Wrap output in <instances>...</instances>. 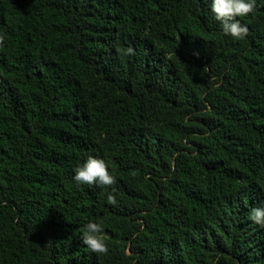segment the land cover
Listing matches in <instances>:
<instances>
[{"label": "trees", "instance_id": "16d2710c", "mask_svg": "<svg viewBox=\"0 0 264 264\" xmlns=\"http://www.w3.org/2000/svg\"><path fill=\"white\" fill-rule=\"evenodd\" d=\"M211 3L0 0V264H264V0L243 40Z\"/></svg>", "mask_w": 264, "mask_h": 264}, {"label": "clouds", "instance_id": "9594fccd", "mask_svg": "<svg viewBox=\"0 0 264 264\" xmlns=\"http://www.w3.org/2000/svg\"><path fill=\"white\" fill-rule=\"evenodd\" d=\"M256 7V0H212L210 6L215 20L221 22L223 33L231 36L234 40H243L249 35L248 26L242 24L237 18L252 14L256 11ZM3 45L4 37L0 35V47ZM125 54L134 55V49L127 48ZM193 55L199 58L198 52H194ZM74 173L73 179L78 184L110 188L116 183V177L109 172L106 162L91 155L88 156L82 166L74 169ZM107 203L112 206L118 205L115 189L107 194ZM249 219L254 224L264 228V207L253 208L249 214ZM82 242L97 255H107L109 252V247L105 243L102 223L89 222L85 226Z\"/></svg>", "mask_w": 264, "mask_h": 264}]
</instances>
